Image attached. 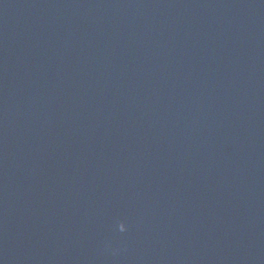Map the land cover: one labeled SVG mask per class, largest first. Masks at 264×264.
<instances>
[{
  "label": "water",
  "instance_id": "95a60500",
  "mask_svg": "<svg viewBox=\"0 0 264 264\" xmlns=\"http://www.w3.org/2000/svg\"><path fill=\"white\" fill-rule=\"evenodd\" d=\"M0 264H264V0H0Z\"/></svg>",
  "mask_w": 264,
  "mask_h": 264
}]
</instances>
